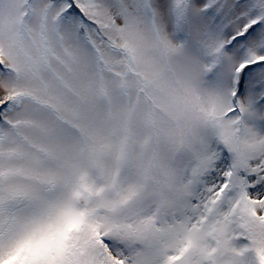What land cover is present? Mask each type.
<instances>
[{
    "label": "snow or ice",
    "instance_id": "snow-or-ice-1",
    "mask_svg": "<svg viewBox=\"0 0 264 264\" xmlns=\"http://www.w3.org/2000/svg\"><path fill=\"white\" fill-rule=\"evenodd\" d=\"M0 264H264V0H0Z\"/></svg>",
    "mask_w": 264,
    "mask_h": 264
}]
</instances>
